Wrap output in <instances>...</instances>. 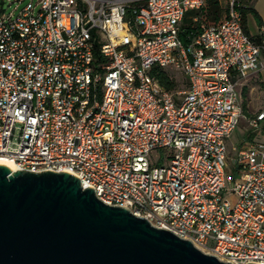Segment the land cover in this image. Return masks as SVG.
Segmentation results:
<instances>
[{"label":"built area","instance_id":"2783aa9c","mask_svg":"<svg viewBox=\"0 0 264 264\" xmlns=\"http://www.w3.org/2000/svg\"><path fill=\"white\" fill-rule=\"evenodd\" d=\"M219 1L220 22L183 34L205 0H27L1 12L0 161L68 172L220 261L264 264V140L233 145L225 177L237 84L264 67V27L252 37L246 3ZM158 70L185 83L167 90ZM262 121L264 101L248 125Z\"/></svg>","mask_w":264,"mask_h":264},{"label":"water","instance_id":"95a60500","mask_svg":"<svg viewBox=\"0 0 264 264\" xmlns=\"http://www.w3.org/2000/svg\"><path fill=\"white\" fill-rule=\"evenodd\" d=\"M0 264L229 262L126 208L103 203L68 172L0 164Z\"/></svg>","mask_w":264,"mask_h":264},{"label":"rangeland","instance_id":"374dc122","mask_svg":"<svg viewBox=\"0 0 264 264\" xmlns=\"http://www.w3.org/2000/svg\"><path fill=\"white\" fill-rule=\"evenodd\" d=\"M27 0H22L21 2H12L10 3L8 0H0V13L3 12L7 14L8 12H13L14 15L18 13L22 5ZM249 5L257 8L264 7V0H248ZM17 3V8L14 9L15 4ZM249 14V13H248ZM254 17L250 14L247 17V26L249 28L250 33H254L256 31ZM258 31V29H257ZM172 72V76L176 82V88L179 89L182 87V76L177 71H169ZM241 97V106L243 116L240 117L238 125L235 130L231 133L227 143L230 145H235L237 148L241 146L245 141H254L258 142L264 140V122H261L259 125L258 131H254L249 127L248 120L253 117L254 113L257 111L260 106V102L264 99V86L260 84H255V88L251 85H245L240 90ZM249 132H252V138H248ZM233 155L232 151L228 153V160L225 169V177L233 176L234 172L232 171L231 157ZM150 159L152 162L167 166L169 164V160L166 158L160 157V151L153 150L151 152ZM226 189H230L231 183L225 180ZM224 197L230 202L233 203L235 201V196L232 193H225Z\"/></svg>","mask_w":264,"mask_h":264},{"label":"trees","instance_id":"16d2710c","mask_svg":"<svg viewBox=\"0 0 264 264\" xmlns=\"http://www.w3.org/2000/svg\"><path fill=\"white\" fill-rule=\"evenodd\" d=\"M246 3L245 8H241V14L243 19V27L247 33V29L245 26V17L247 13L252 14L256 22H260V17L255 12L253 8L249 6L248 0H241ZM225 15V7L219 0H205V5L203 9L199 11L189 10L186 12L183 20L181 21V34L184 32L195 31L199 28L200 23H204L206 25L216 24L220 22ZM196 16V20L193 21L192 17ZM253 37V36H252ZM156 76L159 82L167 89V90H175L176 82L172 76V72L158 70ZM185 83V79L182 78V84Z\"/></svg>","mask_w":264,"mask_h":264},{"label":"crops","instance_id":"0c3cea01","mask_svg":"<svg viewBox=\"0 0 264 264\" xmlns=\"http://www.w3.org/2000/svg\"><path fill=\"white\" fill-rule=\"evenodd\" d=\"M251 8H253L254 10H255V12L258 14V16L260 17V22L258 23V22H256V20H254L255 21V27H256V31L254 32V33H250V31H249V28H248V26H247V17H248V15H250V13L248 14L247 13V15H246V17H245V26H246V29H247V33L249 34V35H251V36H254V37H257L258 36V33H259V28L262 26V27H264V7H262V8H257V7H253V6H251V5H249ZM252 15V14H251ZM257 29H258V31H257ZM261 59L262 60H264V57H261ZM255 84H260L261 86H264V67H262L261 69H260V71H258V72H256V73H252V74H250L246 79H244V80H241L240 82H238V84H237V90H238V92H239V94H240V90H241V88L243 87V86H245V85H251L253 88H255ZM241 98V97H240ZM262 101H264V99H262L261 100V102ZM261 102H260V105H261ZM260 108V106L258 107V109ZM257 109V110H258ZM262 122H264V121H262ZM236 128V127H235ZM235 128H234V130H235ZM233 130V131H234ZM252 135L253 134H249L248 135V138H252ZM229 139V138H228ZM228 141V140H227ZM227 144V148L229 149V151H231V147L233 146V145H230L229 146V144L228 143H226Z\"/></svg>","mask_w":264,"mask_h":264},{"label":"bare ground","instance_id":"6f19581e","mask_svg":"<svg viewBox=\"0 0 264 264\" xmlns=\"http://www.w3.org/2000/svg\"><path fill=\"white\" fill-rule=\"evenodd\" d=\"M123 33H117L118 36H120L121 38H124V36L122 35ZM0 164H5L7 165L11 170H14V167L7 161H0Z\"/></svg>","mask_w":264,"mask_h":264}]
</instances>
